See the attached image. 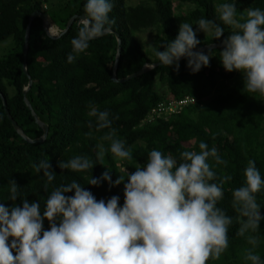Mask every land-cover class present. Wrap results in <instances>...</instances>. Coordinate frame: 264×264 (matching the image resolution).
Segmentation results:
<instances>
[{
  "label": "trees",
  "instance_id": "obj_1",
  "mask_svg": "<svg viewBox=\"0 0 264 264\" xmlns=\"http://www.w3.org/2000/svg\"><path fill=\"white\" fill-rule=\"evenodd\" d=\"M178 1L190 8L176 14L171 0H139L135 5L127 4V0H112L113 8L109 13L114 21L112 32L90 41L88 49L71 63L67 62L66 55L71 50L69 41L78 30L76 20L59 38H49L42 20H33L26 56V70L32 84L25 98L37 118L47 125L48 132L42 141L24 140L8 120L0 98V203L6 207L20 206L24 198L39 202L43 209L54 187L76 180L97 200L118 196L119 206L123 203L126 179L111 187L104 181L99 186H91L86 184L89 177H99L106 169L112 180L123 176L124 168L131 174L137 164L144 165L147 153L153 149L179 162L182 151L198 152V144L203 141L209 149L215 148L225 161L216 164L212 157L208 158L215 174L209 183L221 188L222 198L216 207L232 220L227 230V248L218 259L209 257L206 264H248L243 259L246 249L264 260V220L255 233H248L258 237L259 243L253 248L246 236L237 235L244 218L233 208L232 198V191L244 183L243 170L248 160L255 162L264 179V99L258 93L243 89L239 72H226L222 68L221 48L208 50L213 57L207 67L195 73L185 66L183 59L177 70L160 65L123 82L112 80L117 48L115 34L120 38L118 79L139 71L145 64L156 63L153 48L174 39L180 23L192 24L195 30L197 21L204 18L224 29L222 36L213 40L210 35L201 36L197 31L196 38L200 41L197 48L220 43L229 34L230 28L219 21L215 11L216 5L224 0ZM55 2L59 5L56 9ZM83 3L84 0H0V42L12 38L10 50L0 57V93L10 116L29 139L40 138L43 130L23 99V89L28 84L22 68L28 17L34 10L42 11L63 30L73 15L84 14ZM235 6L238 12L248 7L264 10V0H235ZM145 30L153 34L147 48L137 38V34ZM184 96L193 97L195 103L177 114L141 124L158 103ZM92 106L108 111L110 119L117 117L112 120L111 129H96L95 117L88 115ZM113 129V138L124 141L131 159L122 160L107 151L110 141L103 137ZM99 145H103L105 154L98 160ZM77 155L92 160L93 167L81 172L57 167L58 160L67 161ZM41 159H48L55 175L51 183L32 167ZM11 180L18 187L15 201L8 200ZM255 199L260 206L259 214L264 217V187L255 193ZM42 225L43 230L48 229L46 219Z\"/></svg>",
  "mask_w": 264,
  "mask_h": 264
},
{
  "label": "clouds",
  "instance_id": "obj_2",
  "mask_svg": "<svg viewBox=\"0 0 264 264\" xmlns=\"http://www.w3.org/2000/svg\"><path fill=\"white\" fill-rule=\"evenodd\" d=\"M112 8V0H84V14L75 18L78 30L69 41L68 63L85 52L90 41L110 32ZM215 11L219 21L230 28L220 40V65L226 72L241 74L244 90L264 96V10L248 7L238 12L235 0H224ZM191 25L180 23L174 39L153 48L159 65L177 70L184 58L192 73L207 67L213 56L210 51L197 49L200 41L196 32L209 34L213 40L219 39L224 29L204 18L197 21L195 30ZM46 34L59 38L64 33L49 27ZM154 66L147 65L150 69ZM88 115L95 117L97 130L111 129L112 120L117 118L110 119L108 111L95 106ZM114 135L113 129L103 137L110 141L107 151L122 160L131 159L124 141L114 139ZM198 148V152L182 151L179 162L153 149L144 165L137 164L131 174L124 168V175L112 180L106 169L99 177H89L86 184L91 186L104 181L111 187L126 179L119 206L118 196L97 200L76 180L54 187L43 209L39 202L24 198L20 206L0 203V264H206L209 257L218 259L228 246L227 230L232 220L216 207L222 190L209 183L215 174L207 161L209 157L216 164L225 161L203 141ZM104 154L105 148L99 145L97 159ZM93 165L92 160L80 155L57 161L59 169L73 172L90 170ZM32 167L47 183L54 180L48 159ZM243 176V185L232 191L233 208L244 218L237 235L246 236L247 243L255 248L258 237L248 233H255L264 220L255 199L264 179L253 160H248ZM17 188L11 180L9 201L17 199ZM69 192L72 195H65ZM45 219L47 230L42 225ZM243 259L248 264H264L251 249L245 250Z\"/></svg>",
  "mask_w": 264,
  "mask_h": 264
},
{
  "label": "water",
  "instance_id": "obj_3",
  "mask_svg": "<svg viewBox=\"0 0 264 264\" xmlns=\"http://www.w3.org/2000/svg\"><path fill=\"white\" fill-rule=\"evenodd\" d=\"M83 15V14H82ZM82 15H73L67 22L66 24V27L65 29H63V33H65L68 28L70 27V25L72 24V22L75 20L76 17H79V16H82ZM35 18H40L42 20V24H43V27L46 31L47 28L50 27V18L48 16L47 13H44L42 11H39V10H34L28 17V22H27V25H26V29H25V37H24V45H23V50H22V53H23V63H22V68H23V72L25 75H27L28 77V84L27 86L23 89V96H24V102L25 104L27 105V107L29 108V110L31 111V114L33 115L36 123L42 128L43 130V133H42V136L40 138H37V139H29L23 132L22 130L20 129V127L17 125V123L12 119V117L10 116V113L6 107V101L4 99V97L2 96V94L0 93V98L2 100V105H3V108H4V111H5V114L8 118V120L11 121V124L14 128V130L20 134L24 140L28 141V142H35V141H42L46 135H47V132H48V127L46 124H44L43 122H41L37 116L35 115L34 111L32 110L29 102L26 100L25 98V95H26V91L30 88L31 84H32V81L30 79V77L28 76V73H27V70H26V56H27V49H28V38H29V32H30V26L33 22V20ZM52 23V22H51ZM110 32H112L110 30ZM115 37H116V42H117V48H116V55H115V60H114V65H113V73H112V80L113 81H116V82H123V81H126L130 78H133L135 76H138V75H141L157 66H160L158 62L156 63H152V64H145L139 71L135 72V73H132L131 75H128L126 76L125 78H122V79H118L117 76H116V72H117V67H118V64H119V57H120V38L117 34H115ZM217 48H222V45L220 43H210V44H207V45H204L202 47H199L197 49L199 50H203V51H208V50H213V49H217ZM197 49H193V51H196ZM184 58H181L180 60H183ZM147 65H155L154 67H152L151 69L149 67H147Z\"/></svg>",
  "mask_w": 264,
  "mask_h": 264
},
{
  "label": "built area",
  "instance_id": "obj_4",
  "mask_svg": "<svg viewBox=\"0 0 264 264\" xmlns=\"http://www.w3.org/2000/svg\"><path fill=\"white\" fill-rule=\"evenodd\" d=\"M193 97L184 96L180 99L169 100L167 102H160L153 107L146 117L141 121V124L152 123L155 119L166 118L170 115L179 113L184 107L195 103Z\"/></svg>",
  "mask_w": 264,
  "mask_h": 264
},
{
  "label": "rangeland",
  "instance_id": "obj_5",
  "mask_svg": "<svg viewBox=\"0 0 264 264\" xmlns=\"http://www.w3.org/2000/svg\"><path fill=\"white\" fill-rule=\"evenodd\" d=\"M48 2H53V0H48ZM175 13H184L188 8H190L188 4H179L178 0H171ZM139 3V0H127V4L135 5ZM53 7L56 9L59 7L57 2L53 4ZM77 15V14H76ZM76 20V19H75ZM50 27L53 29H58L53 23L50 22ZM201 36H209V34H204L199 32ZM137 38L143 43L145 48L148 47L149 42L153 38V34L149 30L142 31L137 34ZM12 46V38L8 37L4 41L0 42V57L3 56L8 50H10ZM264 99V96H261Z\"/></svg>",
  "mask_w": 264,
  "mask_h": 264
}]
</instances>
